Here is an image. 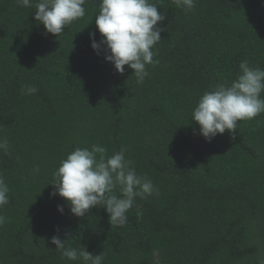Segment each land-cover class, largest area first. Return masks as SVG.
Listing matches in <instances>:
<instances>
[{
  "label": "trees",
  "instance_id": "1",
  "mask_svg": "<svg viewBox=\"0 0 264 264\" xmlns=\"http://www.w3.org/2000/svg\"><path fill=\"white\" fill-rule=\"evenodd\" d=\"M37 2L0 0V175L10 189L0 264H84L63 258L53 235L103 252V264H264V113L211 142L192 121L203 93L235 80L241 62L264 68V0H195L187 13L162 0L159 63L142 84L91 47L102 0H86L59 36L35 21ZM94 144L109 156L125 149L158 189L135 198L122 227L102 206L77 217L50 195L60 162Z\"/></svg>",
  "mask_w": 264,
  "mask_h": 264
},
{
  "label": "clouds",
  "instance_id": "2",
  "mask_svg": "<svg viewBox=\"0 0 264 264\" xmlns=\"http://www.w3.org/2000/svg\"><path fill=\"white\" fill-rule=\"evenodd\" d=\"M25 8L33 6L32 0H16ZM86 0H39L35 3L34 19L42 24L46 33L56 36L73 21L85 16ZM162 0H102L95 23L101 39L90 33L91 47L100 54L103 47L105 60L114 65L123 75L125 65L131 68L136 82L142 84L149 76L148 65L159 63L153 57V48L161 41L163 29L158 22L165 20L158 11ZM186 13L193 11L195 0H173ZM240 74L230 83H218L214 89L200 97L192 112V121L198 126V134L211 142L218 134L226 131L235 139L238 122L251 120L264 113V68L251 67L247 61L239 65ZM27 95L38 89L28 85L22 89ZM0 149L7 151L8 141H0ZM125 149L108 155L106 147L94 144L89 148H76L54 172L50 195H59L67 202L70 212L84 217L89 210L102 206L109 214L111 225L122 227L127 223V213L135 204V198H146L158 189L146 176L136 173L132 161L125 158ZM33 172H39L35 166ZM117 190L119 195H117ZM9 187L0 175V207L10 202ZM138 207V206H137ZM63 214L64 205H57ZM140 215V213H137ZM6 217L0 215V226ZM66 240L53 235L51 243L63 258L82 259L84 264H103L104 254L93 255L86 247L65 246Z\"/></svg>",
  "mask_w": 264,
  "mask_h": 264
}]
</instances>
